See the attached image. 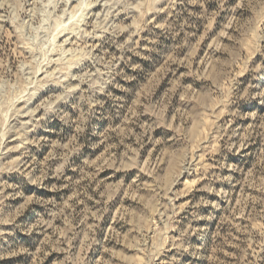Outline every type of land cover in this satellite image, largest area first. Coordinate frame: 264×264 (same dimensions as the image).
<instances>
[{
  "label": "clouds",
  "instance_id": "clouds-1",
  "mask_svg": "<svg viewBox=\"0 0 264 264\" xmlns=\"http://www.w3.org/2000/svg\"><path fill=\"white\" fill-rule=\"evenodd\" d=\"M0 264H264V0H0Z\"/></svg>",
  "mask_w": 264,
  "mask_h": 264
}]
</instances>
